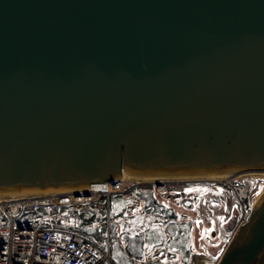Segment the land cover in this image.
<instances>
[{"label": "water", "instance_id": "water-1", "mask_svg": "<svg viewBox=\"0 0 264 264\" xmlns=\"http://www.w3.org/2000/svg\"><path fill=\"white\" fill-rule=\"evenodd\" d=\"M123 172H264V0H0V194ZM216 264H264V196Z\"/></svg>", "mask_w": 264, "mask_h": 264}, {"label": "built area", "instance_id": "built-area-1", "mask_svg": "<svg viewBox=\"0 0 264 264\" xmlns=\"http://www.w3.org/2000/svg\"><path fill=\"white\" fill-rule=\"evenodd\" d=\"M240 178L241 181L234 179L228 181L243 210L240 219L230 228L229 238L238 224L248 216L259 185L250 175H243ZM103 184H110L118 190L99 192L93 196L88 192L87 196L78 197L72 193H67L66 197L52 193L0 203V216L4 217V220L0 221V264H114L110 255L109 238L100 244L75 230V227L67 222L69 217L75 216L74 213L64 215L57 222L49 215L51 210H60L64 206L92 205L103 195L108 197L115 193L131 194L129 192L132 191L131 189L122 191L125 185L118 188V181L113 185ZM165 188L166 184L155 186L158 192L164 191ZM132 203L140 208L143 214H150L151 208L144 205L143 198L139 197ZM38 209H44L46 214L34 219L37 224L25 223L24 215ZM216 261L213 264H216Z\"/></svg>", "mask_w": 264, "mask_h": 264}, {"label": "rangeland", "instance_id": "rangeland-1", "mask_svg": "<svg viewBox=\"0 0 264 264\" xmlns=\"http://www.w3.org/2000/svg\"><path fill=\"white\" fill-rule=\"evenodd\" d=\"M250 176L258 181L259 184L258 189L255 191V198L259 195L262 196L261 194L264 192V177L259 175ZM228 181L229 180L212 182L208 180H196L171 182L166 184V188L162 192L156 191L155 186L152 184L136 185L130 183L126 184L122 191L131 189L132 191L129 192L131 194L115 193L109 195L108 197L103 195L99 198V200L104 199L107 204L108 199L112 196H119L121 198L128 199V201L132 203V201L137 199L136 193L138 191H150L159 202L176 210L185 222H190V241L192 251L190 253L188 264H213L228 241L231 234L230 228L235 225L243 214V210L237 202ZM234 181H241V178L237 177ZM98 201L92 205L98 203ZM90 206L91 205L64 206V212L61 210H51L54 212L50 211L49 215L53 217V221L57 222L66 214L74 213L77 209ZM134 206L135 205H133V207ZM100 209H103L105 214H99L98 216L101 217V220L95 222L92 227H99L101 230L103 229L104 232L100 233V235L103 237L105 243L108 238V231L111 225H114L117 236L120 235L127 213L124 212L119 218H112L107 213V205L103 206V204H100L96 211L100 213ZM36 216L40 215L37 213ZM103 216L105 217L103 218ZM140 216L138 214H132L130 216V224L132 226L131 228H127L126 231H131V234H144L148 228H150L149 230H153L155 232L157 231L156 233H161L165 230L161 226L157 224L155 225L153 222L145 223L150 220V216ZM133 221L135 223H133ZM67 222L72 227L78 226L75 216L69 217ZM142 224L146 226V230L143 232L141 231ZM163 233L165 234L167 232L164 231ZM115 243L113 244L115 247H117L118 244L123 245V243ZM109 244L111 247L110 240ZM164 248V257H157L155 259L154 255L162 248H158V246L153 245H144L143 261L146 263L156 261L160 264H167L171 262V258L168 256V253L171 251L166 245Z\"/></svg>", "mask_w": 264, "mask_h": 264}, {"label": "trees", "instance_id": "trees-1", "mask_svg": "<svg viewBox=\"0 0 264 264\" xmlns=\"http://www.w3.org/2000/svg\"><path fill=\"white\" fill-rule=\"evenodd\" d=\"M136 197H142L145 200L146 205L151 208L150 220L148 222H153L155 225L157 224L159 226L164 224V231H166L168 235L170 233L173 235L171 236V239H168L166 233H163L164 231L156 233L157 231L149 230L150 228H148L144 234H131V231L125 230V223H123L122 232L117 236L114 225H111L108 231V238L111 242L110 255L114 264H160L157 262L146 263L143 261L144 245H153L162 248L166 245L171 251L168 253L171 262L167 264H188L190 253L192 251L190 223L183 225L182 222H178L180 217L176 214L175 210L158 202L150 191H138ZM128 202V199L119 196H112L108 201L109 216L112 218H119L121 214H123L124 206ZM100 204L106 206L104 199H100L98 203L91 205L90 207L80 208L74 211L75 219L78 224V226L75 227V230L90 239L103 244L104 239L100 235V233L104 232L103 229L101 230L99 227H92L95 222L101 220V217L98 215L105 214L103 209H100V213L96 211ZM60 210H63V208H60ZM37 213L40 216L45 215L44 209H38L33 213H27L23 218L25 223L29 225L37 224L34 220L38 217L36 216ZM104 217L105 216H103V218ZM2 220H4V217L0 216V221ZM174 230L175 233H173ZM115 242L123 243V245L118 244L117 247H115V245H113ZM163 250H165V248Z\"/></svg>", "mask_w": 264, "mask_h": 264}, {"label": "bare ground", "instance_id": "bare-ground-1", "mask_svg": "<svg viewBox=\"0 0 264 264\" xmlns=\"http://www.w3.org/2000/svg\"><path fill=\"white\" fill-rule=\"evenodd\" d=\"M243 175H255L264 177V172H249V173H217L210 175H140V174H132L128 172H123L118 180L119 185L118 188L124 186L126 184H136V185H148L154 183L160 184H169L171 182H184V181H196V180H208L212 182L216 181H227L231 179H235L237 177H242ZM115 187L110 184H94L89 189L88 192L93 196L99 192H112L118 189H114ZM52 194V193H49ZM41 195H48V193H43ZM264 196L263 194H261ZM37 196L32 193H17V194H0V203L4 201H12L18 198L23 197H31ZM262 196H258L255 198L256 203Z\"/></svg>", "mask_w": 264, "mask_h": 264}, {"label": "crops", "instance_id": "crops-1", "mask_svg": "<svg viewBox=\"0 0 264 264\" xmlns=\"http://www.w3.org/2000/svg\"><path fill=\"white\" fill-rule=\"evenodd\" d=\"M137 198H139V197H137ZM142 198V197H141ZM155 199H156V197H154ZM144 200V199H143ZM108 201H109V199H108ZM108 201H107V213H108V215H109V212H108V208H109V203H108ZM159 202V201H158ZM161 203V202H160ZM162 204V203H161ZM144 205L145 206H147L146 205V203H145V200H144ZM136 209V210H135ZM124 212H126L127 213V215H126V220H124V223H125V230L127 229V228H131V224H130V216L132 215V214H138L139 216L140 215H142V216H150V214H147V215H145V214H143V212H142V210L140 209V208H137V207H133L132 205H131V202H128L125 206H124V209H123V213ZM134 212H136V213H134ZM175 212H176V210H175ZM176 214L180 217L179 219H178V222H182L183 223V225H187V223H190L189 221H184L183 220V218H182V216L181 215H179L177 212H176ZM121 217V216H120ZM141 217V216H140ZM114 220V219H113ZM148 221H146L145 223H147ZM161 227L162 228H164L165 229V225L163 224V225H161ZM124 230V231H125ZM146 230V226L145 225H141V231L143 232V231H145ZM173 233H175V230H174V232ZM166 235H167V238L169 239V238H171V236L173 235L172 233H170L169 235L166 233ZM158 248H162V247H158ZM164 248H162L161 250H159V252H157L154 256V258L156 259L157 257H159V258H162V257H164L163 256V254H164V252H165V250H163ZM177 260H179V259H177ZM154 262H156V261H154Z\"/></svg>", "mask_w": 264, "mask_h": 264}, {"label": "snow or ice", "instance_id": "snow-or-ice-1", "mask_svg": "<svg viewBox=\"0 0 264 264\" xmlns=\"http://www.w3.org/2000/svg\"><path fill=\"white\" fill-rule=\"evenodd\" d=\"M189 191H191V190H189ZM133 223H135V222L133 221Z\"/></svg>", "mask_w": 264, "mask_h": 264}]
</instances>
